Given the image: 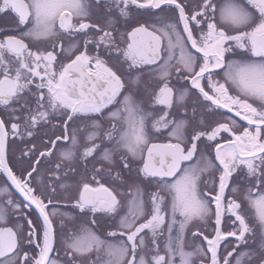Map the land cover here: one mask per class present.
<instances>
[{
	"label": "snow or ice",
	"instance_id": "1",
	"mask_svg": "<svg viewBox=\"0 0 264 264\" xmlns=\"http://www.w3.org/2000/svg\"><path fill=\"white\" fill-rule=\"evenodd\" d=\"M0 18V264H264V0Z\"/></svg>",
	"mask_w": 264,
	"mask_h": 264
},
{
	"label": "flooded vegetation",
	"instance_id": "2",
	"mask_svg": "<svg viewBox=\"0 0 264 264\" xmlns=\"http://www.w3.org/2000/svg\"><path fill=\"white\" fill-rule=\"evenodd\" d=\"M10 24L9 18H0V25H7Z\"/></svg>",
	"mask_w": 264,
	"mask_h": 264
}]
</instances>
